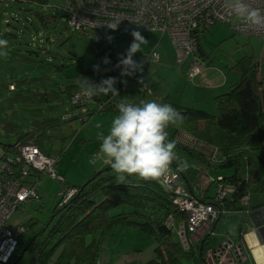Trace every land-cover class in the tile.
I'll list each match as a JSON object with an SVG mask.
<instances>
[{"label":"rangeland","instance_id":"rangeland-1","mask_svg":"<svg viewBox=\"0 0 264 264\" xmlns=\"http://www.w3.org/2000/svg\"><path fill=\"white\" fill-rule=\"evenodd\" d=\"M64 4L65 0H47L45 2L0 0V39L8 40V55L0 57V155L4 150L10 149H5L6 145L15 144L22 133L33 130L45 119H59L68 116L67 110L70 107L71 97L79 94L77 92H81V90H75L80 76L94 79L80 72L93 70L94 65L104 66L103 58L105 57L114 62L117 55L126 53L128 49L126 42L120 40L122 38L131 39V32L124 35L119 34L114 39L115 41L111 42L108 39L102 41L75 32L63 13L62 6ZM200 40L204 51L209 54V60L205 66L215 68L222 73L223 77L227 78L224 80H227L225 89H222L221 92L227 91L229 82L232 84L240 80L236 66L239 61L246 57L258 60L263 53L264 38L249 37L243 33L235 32L230 25L221 22L213 25L210 31L201 34ZM164 43L172 47L168 35L164 36ZM159 60L150 62L147 67L143 66L142 73H137L133 77H123L127 80V85L117 83L116 88L119 95H115L114 102L136 101L139 103L148 97L153 98L155 95L151 96L150 94L153 91L159 94L163 90L161 84H165L167 87L170 86L171 91L168 92L170 96H167L172 101L186 103L193 100L194 94H197L201 101L195 104L196 107L216 112L215 95H207L201 87H198L199 90L191 87L186 89L183 82L186 77L180 72L185 66L175 60V62L169 61L172 65L165 68L162 66V59ZM175 73L176 76L182 75L181 81L177 84ZM185 73L187 74L188 71ZM186 76L188 82H193L195 79ZM147 79L151 81L153 89L147 88L148 91L145 92V95L142 93L143 91H140V85ZM140 80H142L141 83ZM11 83L14 85L13 89H11ZM200 86H205V84ZM184 91L188 97L187 101L186 97L184 100L181 97ZM99 97L97 100H94L93 97L89 98L88 101L91 103L89 105L93 104V107H96L95 101L104 100L107 102L111 99L110 94ZM112 97L114 96L112 95ZM83 103L85 102L79 104L83 105ZM72 105L77 107L75 104ZM113 108L115 110L95 111L85 122L80 119L62 122L43 138L42 146L45 152L59 159L57 162L59 174L63 175L69 184H84L105 161L99 153L101 142L97 139V133H108L112 119L118 114V109L115 106ZM97 124H100L101 127L97 128ZM185 135L186 133H182V137L187 139ZM25 140L19 141L21 143L28 142ZM209 151L213 157L215 151L213 149ZM94 157L95 163H91L90 161ZM194 162L184 159L185 165L199 168V179H202V182L198 186L203 189L209 184L210 177L206 178L204 166ZM218 169L211 170L210 174L215 177L219 173L228 174L231 172L227 167ZM169 174L175 179V184H173L175 190L181 188L183 194L190 190L184 179L172 166ZM176 175L179 181L175 177ZM30 180L35 184L40 197L28 204L23 211L16 212L11 219V222L19 221L25 227V231L20 236V241L24 246L32 236L36 237L37 242L45 239L53 222L47 223L51 220L65 186L64 182L48 173L37 176L33 174ZM190 192L188 194H192ZM215 192L216 187L212 185L211 193L215 194ZM178 196L183 197L184 195ZM95 198L100 200L102 194L96 195ZM196 199L199 201L198 198ZM122 210L123 207L120 206L112 212L115 214ZM180 212L185 219L186 215L182 211ZM220 215L216 212L211 222H208L207 226L200 227L199 230L202 229L204 235L209 232L208 235L214 236L218 223L216 220ZM222 217H227V212L223 213ZM175 218L170 215L168 221L170 220L171 224L175 220L171 225L175 232L174 237L181 239L178 232L183 219ZM227 221L228 219H222L220 223L225 225V223H229ZM187 239L189 243L188 236ZM230 242L226 237L220 245L222 243L230 244ZM26 246H28L27 249L22 252L24 255L16 264H37V248ZM184 246L186 247L187 244ZM154 247L155 242L149 234L127 226H118L109 235L107 244L105 241L99 262L146 264L149 259L154 257ZM20 251L21 247L16 255ZM229 257H233V255H229Z\"/></svg>","mask_w":264,"mask_h":264},{"label":"trees","instance_id":"trees-1","mask_svg":"<svg viewBox=\"0 0 264 264\" xmlns=\"http://www.w3.org/2000/svg\"><path fill=\"white\" fill-rule=\"evenodd\" d=\"M198 53L206 64L209 54L201 47L200 41ZM139 56L136 53L133 58ZM259 63V59L250 57L237 63L240 80L230 84L227 91L215 95L216 112L178 104L169 96H165L161 102L172 105L186 117L181 126H169L166 129L168 139L176 143L177 159L172 167L184 179L191 195L201 201L214 203L220 209L222 214L219 219L226 212H250L264 206V74ZM261 65L264 67V60ZM80 73L91 75L93 71ZM92 81L100 82L96 79ZM75 90H80L78 85ZM110 97L107 102L95 101L96 107L86 101L76 107L70 100L68 117L45 119L33 130L22 133L15 143L26 139L38 144L45 152L43 138L60 123L74 119L85 122L95 111L115 110L114 106L118 109L123 101L114 102L115 98L111 94ZM124 103L139 104L128 101ZM182 133H186L190 141L182 137ZM13 145H6L5 149ZM212 149L215 151L213 157L209 151ZM184 159L205 167L206 178L210 177V181L207 186H202L203 189L198 186L202 182L199 179V168L185 165ZM226 167L231 171L228 174L215 177L208 174L211 170ZM61 182L65 184L64 193L70 189L76 192L66 202H63L61 194L51 220L47 223L53 222L45 239L37 242L36 237L32 236L25 246L21 243L20 253L8 264L19 261L26 245L37 248V264H98L105 241L107 244L109 235L118 226L139 230L153 238L154 257L146 264H208L207 253L221 243V240L215 241V236L208 235L209 232L199 240L190 235L187 248L181 239L174 237L175 232L168 225V218L173 215L183 219V214L174 202V187L162 181H145L133 175L126 177L124 182H118L111 165L103 161L84 184H69L64 176ZM221 183L233 186V190L224 198L218 197ZM212 185L216 187L215 194L211 193ZM98 194H102L100 200L95 198ZM245 196H248V203L242 200ZM120 206L123 210L114 214L112 211ZM243 227L242 224L238 231L240 240Z\"/></svg>","mask_w":264,"mask_h":264},{"label":"built area","instance_id":"built-area-1","mask_svg":"<svg viewBox=\"0 0 264 264\" xmlns=\"http://www.w3.org/2000/svg\"><path fill=\"white\" fill-rule=\"evenodd\" d=\"M247 3L264 11V0H247ZM62 9L73 30L87 37L104 38L110 30L108 25L116 20H120L117 28L120 33L135 29L158 30L168 34L175 47L176 62L188 65L187 75L192 79L202 74L206 68L205 61L198 53L199 41L200 35L213 25L225 23L235 32L249 37L264 38V28L241 21L225 7V0H65ZM122 55L124 53L120 54V57ZM150 58L159 60L160 53L156 48L151 52ZM263 60L264 46L259 58V67L264 74V67L261 65ZM13 88L14 85H11V89ZM142 91L148 90L142 87ZM77 93L79 94L71 97V104L90 102L88 99L91 97L85 96L82 92ZM99 96H93L94 100L99 99ZM58 161L59 159L44 152L34 142L18 141L0 155V264L13 261L21 246L20 236L25 231V227L19 221L11 222L12 216L18 211H23L28 204L40 197L35 184L30 180L31 176L48 173L63 180V176L57 170ZM175 177L179 181L178 176ZM174 180L169 174L163 183L174 187ZM180 189L175 190L174 187V202L179 204L178 208L186 215V220L183 218L178 233L182 243L188 247L187 236L195 234L200 227L207 226L216 212L219 215L221 212L214 203L198 201L193 195L188 194V191L183 194ZM232 190L231 184L221 183L218 197L224 198ZM75 192V189L63 192V198L65 197L63 202ZM242 200L248 203V196ZM174 221L170 224L169 220L168 225H173ZM207 261L208 264H254L249 260L242 244L234 245L232 241L230 244L222 243L216 249L210 250L207 253Z\"/></svg>","mask_w":264,"mask_h":264},{"label":"clouds","instance_id":"clouds-1","mask_svg":"<svg viewBox=\"0 0 264 264\" xmlns=\"http://www.w3.org/2000/svg\"><path fill=\"white\" fill-rule=\"evenodd\" d=\"M225 7L244 23L264 28V11L252 7L247 0H225ZM119 23L120 20H116L108 27L116 30ZM130 34L133 40L114 66L120 69L119 78L109 76L95 83L90 78L80 76L78 86L85 96L119 95L117 83L127 85L123 77H133L143 72L144 60L136 61L133 57L148 41L138 30L134 29ZM107 39L111 42L114 38L108 36ZM7 48L8 40L0 39V57H7ZM103 63L108 65L111 61L105 57ZM93 67L95 71H101L99 65ZM112 70L103 69L105 72ZM185 119L179 110L167 103L122 102L118 105V114L112 119L108 133H97V139L101 142L99 153L111 165L118 182H124L126 177L133 175L145 181H166L177 159L176 143L168 139L166 129L181 126ZM96 127L100 128L101 125L97 124ZM90 162L95 163V157Z\"/></svg>","mask_w":264,"mask_h":264},{"label":"crops","instance_id":"crops-1","mask_svg":"<svg viewBox=\"0 0 264 264\" xmlns=\"http://www.w3.org/2000/svg\"><path fill=\"white\" fill-rule=\"evenodd\" d=\"M132 31V30H131ZM128 31V32H131ZM141 32V34L147 39L148 43L144 44L141 46V51L137 52L139 53V57L140 58H133L136 61H140V60H144V65L145 67H147V65L150 62H156L155 60L150 58V54L151 52L156 48L159 53H160V60L162 59V66L167 68L170 64L172 65V63H169V61L175 62V58H176V53H175V47L171 41V46L166 45L164 42V36L168 35L166 33H162L161 31L158 30H138ZM208 31V30H207ZM210 31V29H209ZM126 32V33H128ZM126 33H120L117 29L116 30H112L110 29L108 31V33L106 34V36L104 38H97L99 40L102 41H107V37L111 36L114 39H116L119 34H126ZM160 35V37H158ZM152 36V37H149ZM96 38V37H93ZM113 39V40H114ZM133 37L131 39H121L120 41H124L126 42V44L129 45L132 42ZM115 41V40H114ZM116 44V42H115ZM200 44L201 47L203 48L202 42L200 40ZM114 45V43H113ZM162 46V47H161ZM122 54V53H120ZM120 54L117 55V57L114 58L116 59V61L111 62V64L108 65H104L101 66L100 72L93 70H90L91 72L93 71V73L89 76H91L92 78H94L93 80H101L102 78H107L109 76L111 77H117L120 73V69H115L114 66L119 62V58H120ZM125 54V53H124ZM113 58V59H114ZM148 58V60H147ZM159 60V61H160ZM148 61V62H147ZM182 69L180 72L187 78V74L185 72L186 68H188L187 64H184ZM105 68H113L114 70L112 71H103V69ZM186 74V75H185ZM181 74H178L176 76L175 73V82L176 84L179 83V81H181L182 77ZM185 79V81L183 80L184 84L186 85V89L191 87V88H197V90H199L201 87L204 91H206L207 95L212 94L213 95H217L219 93H221L222 89H225L226 86V81H224L225 79H227L226 77L222 76V73L217 71L215 68L210 67V66H206L204 72L202 74H199L197 77H195L193 82H188ZM151 81L149 79L145 80L144 83H142L140 87V91L142 92V87L147 89V88H152V85L150 84ZM12 84V83H11ZM10 84V85H11ZM205 84V86H200ZM231 84V82H229L227 84V86L229 87ZM163 90H161V92L159 94H156L153 90V93L151 92V96L152 97H148L146 98L144 101H156L158 103H161L163 98L167 95L170 96V86H166L165 84H161ZM155 90V89H154ZM169 92V93H168ZM143 94H145V92H142ZM185 91L181 94L182 99L184 100V98L186 97L185 95ZM112 95V94H111ZM146 95V94H145ZM115 98V95H113ZM210 98V97H208ZM188 100V97H186V101ZM174 101V100H173ZM201 100L200 98L197 96V94H194V98L193 100H190L189 102L186 103H178V104H182L184 106H195L196 103H199ZM132 102H136V101H132ZM141 102V101H140ZM139 102V103H140ZM100 168V167H99ZM58 169V168H57ZM209 176L213 177V175L210 174V172L208 173ZM224 175L223 173H219L218 175ZM248 213V214H246ZM227 215H229L228 217H224L222 218L224 219H228L227 222L229 223H225V225H221V221L222 219L219 220V222L217 223L215 232H214V236L216 237L215 241H222L224 238L226 239V237L228 238V240L232 241L235 244H242L245 252L248 255L249 260H251L254 264H264V206L254 210V211H248V212H244V211H235L232 213H227ZM244 225L243 230L241 232V240L238 238V231L240 229L241 225ZM203 234L202 229L198 230L197 233L193 234L192 236L196 239L201 237ZM234 253V251H231Z\"/></svg>","mask_w":264,"mask_h":264},{"label":"water","instance_id":"water-1","mask_svg":"<svg viewBox=\"0 0 264 264\" xmlns=\"http://www.w3.org/2000/svg\"><path fill=\"white\" fill-rule=\"evenodd\" d=\"M28 246L25 247V250L27 249Z\"/></svg>","mask_w":264,"mask_h":264}]
</instances>
